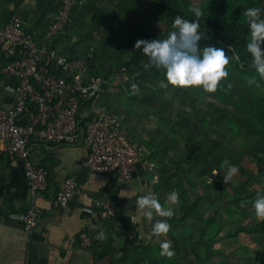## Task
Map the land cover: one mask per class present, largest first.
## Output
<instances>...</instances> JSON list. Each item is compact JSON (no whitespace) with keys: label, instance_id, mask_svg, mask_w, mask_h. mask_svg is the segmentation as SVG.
I'll return each instance as SVG.
<instances>
[{"label":"rangeland","instance_id":"1","mask_svg":"<svg viewBox=\"0 0 264 264\" xmlns=\"http://www.w3.org/2000/svg\"><path fill=\"white\" fill-rule=\"evenodd\" d=\"M120 1L92 0L85 4L81 11L83 25L74 28L77 32L73 34L67 32L65 38L73 35L74 42L82 45L83 55H91V60L98 62V72L91 74L104 82L106 97L114 93L138 117L156 114L163 119L162 128L158 129L161 155H156L162 181L170 177L168 185L172 183L173 192L179 193L181 199L185 192L190 202L197 201L199 216L181 220L174 229L175 236L165 234L155 244L135 246L130 263L141 264L138 260H143V264H264V220L256 217L253 207L257 195L264 193V136L235 122L234 106L221 92L206 95L201 92L202 87L193 92L189 87H173L140 74L137 67L144 66L137 62L141 51L135 49L136 40L118 22L115 4ZM167 1L188 14L192 13L191 8L200 7L206 18L217 4V0ZM224 4L225 16L236 20L249 39L244 10L264 9V0H224ZM156 6V0H138L128 16L143 15ZM173 21L157 20L147 33L149 38L168 35ZM87 66L94 71L90 61ZM226 70L238 83L231 82L234 92H248L253 96L248 103L261 108L258 102L264 105V77L235 71L230 65ZM103 101L111 107L108 99ZM225 161L237 169L227 182L223 179L227 172ZM256 224L262 226L263 233L227 236L238 227L248 229ZM164 240L171 244V258L161 255L160 242Z\"/></svg>","mask_w":264,"mask_h":264},{"label":"crops","instance_id":"2","mask_svg":"<svg viewBox=\"0 0 264 264\" xmlns=\"http://www.w3.org/2000/svg\"><path fill=\"white\" fill-rule=\"evenodd\" d=\"M58 2L59 0H0V26L6 24L11 15L19 14L26 29L41 35L42 26L56 14ZM88 2L92 0H85L76 9L74 24L67 32L73 34L74 31L77 32V27L83 25L81 11ZM57 46L86 64L90 61L95 67L90 72H98V62H93L91 55L88 58L83 55L82 45L74 42L73 35L64 38V42ZM4 51L5 48L0 45V111L13 106L17 85L16 80L4 72L7 64ZM106 91L104 86L103 99H108L111 107L107 106L113 113L116 112L124 129L143 154L161 155L158 148L162 143L158 129L162 128L163 119L156 114L138 117L137 113L129 110L131 106L119 101L114 93L106 97ZM86 153L87 146L82 135L73 145H32V161L49 173L47 189L33 193L29 190L20 162L9 156L0 143V264H131L129 260L134 254L135 246L149 242L155 244L165 235H151L149 238L153 222L141 217L137 212L136 197L127 199L125 191L132 189L142 195L147 185L158 196L161 205L170 207L174 212L173 216L177 217L182 199L179 194L178 203L168 200V195L173 192L170 186L172 183L166 185L161 174L160 182H153L145 173L131 181H124L117 174L90 173L80 168ZM70 176L75 177L86 197L75 194L64 208H59L55 205V197L62 182ZM167 186L171 192L166 190ZM105 199L113 202L116 207L113 217H107L96 206V202ZM30 205L34 206L38 214V222L33 232L26 234L20 217ZM165 218L155 217L160 220ZM179 222L171 225L167 235H177L174 229ZM100 231L105 233L106 238L103 240L98 238ZM82 232L88 236L91 246L81 245L78 237ZM122 249L128 251L121 253ZM121 255L124 256L123 259H119ZM138 261L143 264V260Z\"/></svg>","mask_w":264,"mask_h":264},{"label":"built area","instance_id":"3","mask_svg":"<svg viewBox=\"0 0 264 264\" xmlns=\"http://www.w3.org/2000/svg\"><path fill=\"white\" fill-rule=\"evenodd\" d=\"M85 0H59L56 14L45 25L40 39L26 29L21 17L13 14L0 26V45L7 64L4 72L16 80L13 106L0 111V143L16 158L33 193L47 189L48 171L36 165L30 147L39 144L73 145L80 135L87 146L80 168L97 175L117 174L131 181L141 173L159 182L157 163L143 154L124 129L115 113L104 103L103 81L92 76L85 62L71 59L60 47L49 42L72 26L71 15ZM86 197L75 177H67L55 197L64 208L75 195ZM107 217L116 207L108 199L96 202ZM23 230L31 234L38 222L33 205L20 217ZM78 240L91 246L82 232Z\"/></svg>","mask_w":264,"mask_h":264},{"label":"clouds","instance_id":"4","mask_svg":"<svg viewBox=\"0 0 264 264\" xmlns=\"http://www.w3.org/2000/svg\"><path fill=\"white\" fill-rule=\"evenodd\" d=\"M196 19L188 20L177 15L172 22V31L162 39L137 40L134 47L141 49L147 57L145 68L155 66L163 70L167 83L173 87H202L206 92H215L218 83L229 75L226 66L229 65L232 57L226 55L223 47L209 44L201 48L199 42L204 37L200 30L199 18L204 15L200 7L190 9ZM264 9L249 7L244 10V16L249 29V39L246 50L251 56V63L261 77H264ZM136 86L133 85V88ZM227 165V172L223 175L224 182L232 179L237 172L236 167ZM223 167V165H222ZM126 198L136 197L137 212L142 218L153 222L151 235L159 237L167 234L170 225L167 220L155 219V217L170 218L174 215L170 207L162 206L158 196L152 189L145 185L144 193L130 189L125 191ZM172 203L179 202V193L172 192L168 195ZM255 215L264 220V193L257 195L253 201ZM98 238H106L105 233L100 231ZM161 255L171 258L174 253L171 251V244L167 240L160 242Z\"/></svg>","mask_w":264,"mask_h":264},{"label":"trees","instance_id":"5","mask_svg":"<svg viewBox=\"0 0 264 264\" xmlns=\"http://www.w3.org/2000/svg\"><path fill=\"white\" fill-rule=\"evenodd\" d=\"M157 6L156 8L150 10L149 12L129 17L130 13L133 12V8L136 4H138V0H121L119 3L115 4V8L118 11V22L123 26L128 35L134 40H150L147 33H150V27L154 25L155 22L164 21V20H174L177 15L188 19L194 20L196 19L193 13H187L180 10L178 7L173 6L167 0H156ZM59 4V2H58ZM258 4H262V2L258 1ZM224 0H217V4L214 5L213 10L208 18L201 16L199 18L200 30L204 33V37L199 42V46L201 48L208 46L209 44L215 45L217 47H223L226 51V55L232 57L233 59L230 61L229 65L238 72L241 73H258L255 67L251 63V56L246 50V44L248 42V34L243 31V28L237 23L236 20H230L225 16V8H224ZM76 9L73 11L71 15L72 24L73 16ZM57 12V11H56ZM19 15V14H18ZM22 20V19H21ZM49 21L45 22L42 26L43 34H36L38 38H44L45 25ZM71 29V28H70ZM69 31V30H67ZM67 31H64L58 36L54 38L49 43L56 47L58 43L63 42ZM148 31V32H147ZM167 35L161 37L165 38ZM59 47V46H58ZM141 51V59L137 62H143L144 65L147 62V57ZM68 56L71 59L75 58L74 54ZM138 65L137 69H139L140 74H144L151 79L164 82L168 84L162 69H158L155 66L145 68L140 67ZM91 74V72H90ZM92 75V74H91ZM260 76V74L258 73ZM95 76V75H92ZM231 82L238 84L230 75L226 78H223L217 86L216 92H221L223 97L227 99L229 103L234 106L233 118L235 122L240 125L242 128H245L249 131L259 133V135L264 136V105L259 101L258 104L261 105V108L256 109L253 105L248 103V98H252L253 96L248 92L243 93L242 95H238L237 92H234L233 86ZM189 89L193 90V92H198L197 87H189ZM197 90V91H195ZM201 91V90H200ZM202 93H206L209 95V92L201 91ZM211 95V94H210ZM245 101V102H243ZM105 103V102H104ZM106 104V103H105ZM107 105V104H106ZM239 108V109H238ZM238 109V110H237ZM258 129V130H257ZM149 159L156 162L157 156L154 154L146 155ZM158 173H160V169L158 168ZM161 180V179H160ZM159 180V182H160ZM168 180H165L166 185H168ZM176 187V186H175ZM168 192H171V189L166 187ZM176 190V189H175ZM173 191V189H172ZM186 193H183L182 203L179 206L178 212L179 215L176 218H165L167 220L170 227L176 221L188 220L189 218H198L197 215V201H189L185 198ZM262 226L260 224H256L251 228H236L233 232L227 234L229 238H235L239 234H253V233H263ZM128 249H122L121 253H125ZM124 256H120L119 259H123Z\"/></svg>","mask_w":264,"mask_h":264}]
</instances>
